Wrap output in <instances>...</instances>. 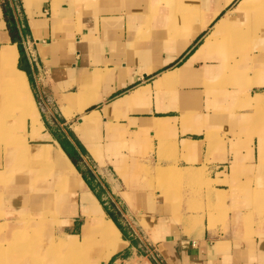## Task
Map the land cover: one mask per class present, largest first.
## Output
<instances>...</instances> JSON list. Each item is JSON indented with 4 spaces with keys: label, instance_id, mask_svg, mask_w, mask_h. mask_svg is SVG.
I'll return each instance as SVG.
<instances>
[{
    "label": "crops",
    "instance_id": "obj_1",
    "mask_svg": "<svg viewBox=\"0 0 264 264\" xmlns=\"http://www.w3.org/2000/svg\"><path fill=\"white\" fill-rule=\"evenodd\" d=\"M9 1L24 52L0 0V264H94L102 213L124 240L102 264H264V32L193 60L242 0Z\"/></svg>",
    "mask_w": 264,
    "mask_h": 264
},
{
    "label": "bare ground",
    "instance_id": "obj_2",
    "mask_svg": "<svg viewBox=\"0 0 264 264\" xmlns=\"http://www.w3.org/2000/svg\"><path fill=\"white\" fill-rule=\"evenodd\" d=\"M236 11L239 15H241V20L236 24L229 23V17L221 20L217 24L215 31L208 35V38L200 50H197L193 60L208 57L210 50L213 53L214 49L218 53V57L223 58L224 54L229 57L232 52L238 51L245 45H248L249 41H252L254 39L253 37H256L258 33L261 31L264 32V0H242ZM16 55L15 46L1 53V59L5 64V68L7 70V80L9 83L7 95L10 99H8V101H13L15 96L20 93L19 91L23 90L26 86V79L23 73L18 71L15 67V60H17ZM29 96L30 104L26 106L24 105L23 114L25 119L28 117L31 118L33 128L32 134L35 136L42 128V122L40 121L36 111L35 103L30 94ZM255 101L258 103L257 99ZM93 116L95 117V115ZM83 121L91 123L96 122L92 115L91 117H85ZM91 151L94 155H96V151L93 147H91ZM51 154L58 162L67 167L70 175H72L74 179H80L74 166L71 164L65 153H63L60 149H54L51 151ZM95 220L98 228L93 232H96L100 236L101 241H103L104 244L102 245L103 250L101 252L100 260L94 264H102V262H105L104 260H107L123 246L124 240L121 237L119 230L113 224V221L106 220L103 213ZM91 233L92 232L84 235L83 244L86 245L89 242Z\"/></svg>",
    "mask_w": 264,
    "mask_h": 264
},
{
    "label": "trees",
    "instance_id": "obj_3",
    "mask_svg": "<svg viewBox=\"0 0 264 264\" xmlns=\"http://www.w3.org/2000/svg\"><path fill=\"white\" fill-rule=\"evenodd\" d=\"M3 11L8 25L12 41L18 44L20 52H24L20 31L17 24L16 14L9 0H3Z\"/></svg>",
    "mask_w": 264,
    "mask_h": 264
},
{
    "label": "rangeland",
    "instance_id": "obj_4",
    "mask_svg": "<svg viewBox=\"0 0 264 264\" xmlns=\"http://www.w3.org/2000/svg\"><path fill=\"white\" fill-rule=\"evenodd\" d=\"M253 38H255V37H253ZM249 43H252V41H249ZM250 47V45L249 46H247V48H245L244 49V51H243V54L242 55H244V59H246V54H249V52L250 51H248V48ZM241 55V56H242ZM240 55H238V57H239ZM1 106H3V105H1ZM86 157H87V159H88V161H89V164L92 166V168L94 169V170H97V166H96V163H95V161L91 158V156H89V155H85ZM147 172H148V169L146 170ZM149 174H150V172H149ZM146 251L145 252H143V254H138V255H135V256H133L132 258H130V259H126V261L124 262V264H130V262H134V261H140V260H143L144 258H149V259H151V252L150 251H148V249H145ZM152 260V259H151Z\"/></svg>",
    "mask_w": 264,
    "mask_h": 264
},
{
    "label": "built area",
    "instance_id": "obj_5",
    "mask_svg": "<svg viewBox=\"0 0 264 264\" xmlns=\"http://www.w3.org/2000/svg\"><path fill=\"white\" fill-rule=\"evenodd\" d=\"M26 50H27V55L30 61L35 62L36 59H35V56L33 55V51L31 50V48L28 46ZM130 264H165V263H163L162 261H156L154 263L151 259L144 258L143 260H140V261L130 262Z\"/></svg>",
    "mask_w": 264,
    "mask_h": 264
}]
</instances>
